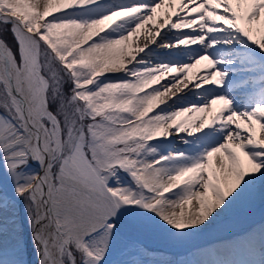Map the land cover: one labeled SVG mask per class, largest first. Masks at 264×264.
I'll use <instances>...</instances> for the list:
<instances>
[{"label": "snow or ice", "instance_id": "obj_1", "mask_svg": "<svg viewBox=\"0 0 264 264\" xmlns=\"http://www.w3.org/2000/svg\"><path fill=\"white\" fill-rule=\"evenodd\" d=\"M257 200L264 0H0V264H264V217L137 239Z\"/></svg>", "mask_w": 264, "mask_h": 264}, {"label": "bare ground", "instance_id": "obj_2", "mask_svg": "<svg viewBox=\"0 0 264 264\" xmlns=\"http://www.w3.org/2000/svg\"><path fill=\"white\" fill-rule=\"evenodd\" d=\"M157 22L158 21L151 22L149 25H146V27L148 29H150L151 31H155L156 29H155V27H153V23H157ZM170 36H171V34H169V37ZM138 37H139L138 42L142 43L145 39L143 36V29L140 30V32L138 33ZM155 48H156V51L160 57H163L165 55L164 51L159 48V45H156ZM153 60H154V62H156V58H153ZM204 63L205 62H202L201 65L198 67L202 68L204 66ZM196 72H197V70L195 69L194 71L189 72V75L192 76ZM238 78L239 77H236L234 79H238ZM192 92H193V89H192L191 85H189L187 90L183 92V95L187 99H195V97L191 95ZM233 94L237 95V96L240 95L238 92H235V91L233 92ZM161 99L166 100L167 97H162ZM218 106L219 105H217L216 107H218ZM198 125H199V121L196 122V126H198ZM257 132L259 134V130H257ZM173 143L176 144L174 146L175 148H183L184 147V145L179 143L178 139L175 136L173 137ZM262 217H264V204H262L259 200H257L256 203L251 208L234 209L228 213L222 214L220 217H218L215 221H213V223L210 224L202 232L195 233L194 235H192L191 237H194L197 235H202V234H207L206 237L202 238V242L192 241L189 239L188 240L189 242L187 241L188 243L186 245V248L191 249V248H195V247L204 245L206 243H211V242L219 241L222 239H226L224 237H226V236L230 237V235L232 236L233 232L240 233V232L247 230L249 227H245V226H249V225H245V223L256 221V220L260 221ZM255 224L258 225L259 223H255ZM212 236H214V237L210 238ZM137 238H140L143 241L149 242L151 244H156V245L150 246L148 243H146L145 245H149L148 246L149 248L156 249L158 258L159 257L161 258V254L167 255L170 253L166 249L165 246H166V244L171 243V242L165 235H163L161 233H146V234L139 235ZM158 244H161V246Z\"/></svg>", "mask_w": 264, "mask_h": 264}, {"label": "rangeland", "instance_id": "obj_3", "mask_svg": "<svg viewBox=\"0 0 264 264\" xmlns=\"http://www.w3.org/2000/svg\"><path fill=\"white\" fill-rule=\"evenodd\" d=\"M8 40L9 41H11V36L9 35L8 36ZM179 141V140H178ZM176 144L174 143V146H175ZM206 235L207 234H202V235H197V236H194V237H191L190 238V240H192V241H197V242H202V238H204V237H206ZM215 236V235H214ZM214 236H212V237H210V238H213ZM189 242V241H188ZM187 241L186 242H184L183 244H181V245H176V244H174V243H169V244H166L167 245V247H168V249H169V252L171 253V254H168V255H165V254H161V258L160 259H175V258H177L178 256H175L174 254H173V252H176V251H179V252H183L184 250H186L187 248H186V245H187V243H188ZM185 248V249H184ZM173 251V252H172Z\"/></svg>", "mask_w": 264, "mask_h": 264}]
</instances>
